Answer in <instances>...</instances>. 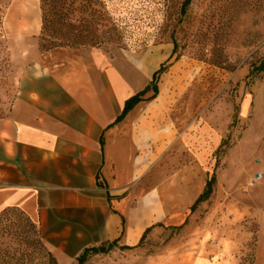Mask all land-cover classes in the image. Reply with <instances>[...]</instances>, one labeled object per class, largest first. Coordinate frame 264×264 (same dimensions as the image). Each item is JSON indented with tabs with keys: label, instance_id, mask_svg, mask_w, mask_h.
<instances>
[{
	"label": "crops",
	"instance_id": "1",
	"mask_svg": "<svg viewBox=\"0 0 264 264\" xmlns=\"http://www.w3.org/2000/svg\"><path fill=\"white\" fill-rule=\"evenodd\" d=\"M31 12L19 0L8 15L19 31L6 43L26 68L0 116V215L26 213L60 264L93 246L133 247L160 223L183 225L206 189L203 167L184 152L188 137L176 138L181 125L168 119L159 92L124 114L164 55L42 53V27L32 36L31 19H19Z\"/></svg>",
	"mask_w": 264,
	"mask_h": 264
},
{
	"label": "rangeland",
	"instance_id": "2",
	"mask_svg": "<svg viewBox=\"0 0 264 264\" xmlns=\"http://www.w3.org/2000/svg\"><path fill=\"white\" fill-rule=\"evenodd\" d=\"M18 1L0 0V116L26 68L6 43L19 31L18 18H8ZM100 1L126 38L99 49L164 55L157 86L165 114L181 125L176 138L188 137L184 152L203 167L211 193L183 225L160 223L133 247L104 244L84 264H264V0H190L185 15L187 0ZM21 3L32 12L19 19L39 34L41 0ZM28 223L18 210L0 220V264H37Z\"/></svg>",
	"mask_w": 264,
	"mask_h": 264
},
{
	"label": "trees",
	"instance_id": "3",
	"mask_svg": "<svg viewBox=\"0 0 264 264\" xmlns=\"http://www.w3.org/2000/svg\"><path fill=\"white\" fill-rule=\"evenodd\" d=\"M41 2L43 20L39 46L42 53H48L55 49H99L104 45H121L125 41L126 27L113 21L110 13L106 8L104 9L107 5L100 0H41ZM189 4L190 0H187L182 5L181 15H185V8ZM77 14L80 16H76ZM159 73H155L154 80L146 91L127 101L124 114L131 111L150 89H153L155 94L158 93L157 76ZM102 144H104L103 140ZM210 193L211 182L208 183L206 192L197 203L209 196ZM14 210L16 209L4 211L0 215V220ZM24 214L28 217L32 235L30 246L37 264H59L55 255L44 245L39 226L26 213ZM117 243L114 242L113 245ZM104 248L105 245L86 249L78 257V264H84L91 255L102 252Z\"/></svg>",
	"mask_w": 264,
	"mask_h": 264
},
{
	"label": "built area",
	"instance_id": "4",
	"mask_svg": "<svg viewBox=\"0 0 264 264\" xmlns=\"http://www.w3.org/2000/svg\"><path fill=\"white\" fill-rule=\"evenodd\" d=\"M3 21H4L3 16L0 14V27H2Z\"/></svg>",
	"mask_w": 264,
	"mask_h": 264
},
{
	"label": "bare ground",
	"instance_id": "5",
	"mask_svg": "<svg viewBox=\"0 0 264 264\" xmlns=\"http://www.w3.org/2000/svg\"><path fill=\"white\" fill-rule=\"evenodd\" d=\"M61 264H68L66 261H61Z\"/></svg>",
	"mask_w": 264,
	"mask_h": 264
}]
</instances>
